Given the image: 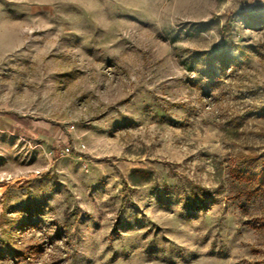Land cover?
<instances>
[{
    "label": "rangeland",
    "instance_id": "374dc122",
    "mask_svg": "<svg viewBox=\"0 0 264 264\" xmlns=\"http://www.w3.org/2000/svg\"><path fill=\"white\" fill-rule=\"evenodd\" d=\"M262 168L264 0H0V264H264Z\"/></svg>",
    "mask_w": 264,
    "mask_h": 264
},
{
    "label": "trees",
    "instance_id": "16d2710c",
    "mask_svg": "<svg viewBox=\"0 0 264 264\" xmlns=\"http://www.w3.org/2000/svg\"><path fill=\"white\" fill-rule=\"evenodd\" d=\"M234 176H236L239 180L243 181V184L248 185V188L237 192L235 198L238 199H249V197L257 194L262 187L264 186V168H262L259 174H256V171L244 170V169H236L233 170ZM25 256V253H18V257Z\"/></svg>",
    "mask_w": 264,
    "mask_h": 264
}]
</instances>
